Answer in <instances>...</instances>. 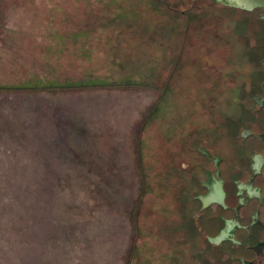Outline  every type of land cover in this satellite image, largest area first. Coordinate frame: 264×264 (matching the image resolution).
Listing matches in <instances>:
<instances>
[{
    "label": "rangeland",
    "instance_id": "rangeland-1",
    "mask_svg": "<svg viewBox=\"0 0 264 264\" xmlns=\"http://www.w3.org/2000/svg\"><path fill=\"white\" fill-rule=\"evenodd\" d=\"M22 69L138 88L0 93V264H214L190 212V149L216 152L219 139L231 166L243 132L263 131L264 11L0 0V82Z\"/></svg>",
    "mask_w": 264,
    "mask_h": 264
},
{
    "label": "flooded vegetation",
    "instance_id": "flooded-vegetation-1",
    "mask_svg": "<svg viewBox=\"0 0 264 264\" xmlns=\"http://www.w3.org/2000/svg\"><path fill=\"white\" fill-rule=\"evenodd\" d=\"M260 126L263 131L257 139L248 130L243 132L237 145L244 156L231 166H224L219 139L216 152L202 149L199 154V143L190 149L200 159L192 167L196 177L190 203L196 210L190 212L215 250L214 264H219V250L232 264H264V120ZM249 139H254V151L245 145Z\"/></svg>",
    "mask_w": 264,
    "mask_h": 264
},
{
    "label": "trees",
    "instance_id": "trees-1",
    "mask_svg": "<svg viewBox=\"0 0 264 264\" xmlns=\"http://www.w3.org/2000/svg\"><path fill=\"white\" fill-rule=\"evenodd\" d=\"M61 51V49H60ZM59 51V52H60ZM62 53V52H61ZM60 53V54H61ZM244 58H251L253 55L250 52H246L242 55ZM31 69H22L15 74L14 81H6L5 84H0L1 90H13V91H48V90H59V91H83V90H100V89H123V88H138L137 83H133L130 78H123L116 81L111 79L101 80L100 78L90 77L89 74H84L81 79L68 78L66 80L61 79H45L31 72ZM88 77V78H85ZM145 118L141 120V125L145 123ZM139 133V132H138ZM137 133V136H138ZM139 137V136H138ZM141 144V139L139 143ZM137 167L139 171L145 167L142 165V157L140 152L136 153ZM175 201L183 205L185 198L180 197L177 193ZM135 207L137 206L138 198L135 201ZM134 207V208H135ZM188 228V227H187ZM186 228V229H187Z\"/></svg>",
    "mask_w": 264,
    "mask_h": 264
},
{
    "label": "water",
    "instance_id": "water-1",
    "mask_svg": "<svg viewBox=\"0 0 264 264\" xmlns=\"http://www.w3.org/2000/svg\"><path fill=\"white\" fill-rule=\"evenodd\" d=\"M223 7L239 9L242 11H253L254 9L264 8V0H211Z\"/></svg>",
    "mask_w": 264,
    "mask_h": 264
},
{
    "label": "crops",
    "instance_id": "crops-1",
    "mask_svg": "<svg viewBox=\"0 0 264 264\" xmlns=\"http://www.w3.org/2000/svg\"><path fill=\"white\" fill-rule=\"evenodd\" d=\"M14 81V80H13ZM0 84H5V82H0ZM74 92H79L75 91ZM73 91H59V90H48V91H13V90H1L0 93H20V94H42V93H51V94H57V93H65V92H73ZM85 91V90H83Z\"/></svg>",
    "mask_w": 264,
    "mask_h": 264
}]
</instances>
